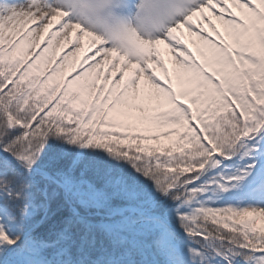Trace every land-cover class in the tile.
I'll return each instance as SVG.
<instances>
[{
	"label": "snow or ice",
	"instance_id": "1",
	"mask_svg": "<svg viewBox=\"0 0 264 264\" xmlns=\"http://www.w3.org/2000/svg\"><path fill=\"white\" fill-rule=\"evenodd\" d=\"M0 264H264V0H0Z\"/></svg>",
	"mask_w": 264,
	"mask_h": 264
},
{
	"label": "rangeland",
	"instance_id": "2",
	"mask_svg": "<svg viewBox=\"0 0 264 264\" xmlns=\"http://www.w3.org/2000/svg\"><path fill=\"white\" fill-rule=\"evenodd\" d=\"M226 7L233 12L237 11V7L232 3H227ZM217 11H222V9H220L219 6H217ZM205 15L209 17V19L212 21V24L216 25L217 29H220L222 31V34L227 38V33L223 32L222 21L218 20L211 12L206 11ZM193 24L202 27L203 31L211 35L213 38H217L216 33L213 31L212 27L209 26L208 22L203 19V17H198L194 19ZM182 33H183L182 35L180 33H178L177 35H181V39H183L185 44H187L189 50L192 51L197 61L202 64L205 63V58L211 57L210 46L206 45L199 37L195 35H189L186 29L182 30ZM161 47L163 49L161 55V59L163 61V67L156 65L154 63L149 64V67L152 68L155 71V74L165 83H167V79L165 77L164 69L167 68L169 74L173 76V79L175 81L174 87L179 89L180 82L178 79H176V70L179 68V66L176 62L175 56L172 54V52L169 49L164 48V46ZM68 48H70V45L67 42H62L58 55L62 56ZM82 57H83V53L80 54L81 59ZM78 67H79L78 63L74 61H70L69 65L63 70L61 79H66L74 71H76ZM97 71L99 72V70Z\"/></svg>",
	"mask_w": 264,
	"mask_h": 264
}]
</instances>
